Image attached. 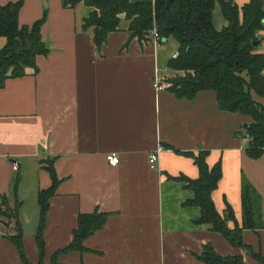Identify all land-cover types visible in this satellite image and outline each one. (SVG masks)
<instances>
[{"label":"crops","instance_id":"crops-1","mask_svg":"<svg viewBox=\"0 0 264 264\" xmlns=\"http://www.w3.org/2000/svg\"><path fill=\"white\" fill-rule=\"evenodd\" d=\"M248 1L234 0L240 7ZM90 10L83 1L69 6L63 0H23L19 8L20 24L47 12L41 34L49 50L36 55L37 68L0 86V207L16 211L0 212V264H50L73 241L78 216L95 210L108 213L105 224L84 238V250L60 253V264H201L207 243L222 255L242 254L243 264H263L196 221L201 210L187 203L194 191L185 178L199 170L182 153L205 148L210 166L221 160L212 193L218 211L230 203L241 224V186L249 181L264 221V152L257 158L246 152L243 123L252 117L221 109L213 89L177 96L167 80L178 73L168 68L177 41L130 37L124 15L99 48L93 29L82 26ZM213 20L218 28L227 24L218 2ZM257 35V50L264 52V25ZM4 41L0 36V48ZM253 96L264 105L263 96ZM112 151L117 165L106 158ZM52 162L60 181L45 216L42 258L35 238L38 192L52 185ZM18 228L25 260L10 238ZM242 232L264 255V226Z\"/></svg>","mask_w":264,"mask_h":264},{"label":"trees","instance_id":"trees-1","mask_svg":"<svg viewBox=\"0 0 264 264\" xmlns=\"http://www.w3.org/2000/svg\"><path fill=\"white\" fill-rule=\"evenodd\" d=\"M79 1L91 7L82 26L93 29L94 41L99 48L107 41L109 32L120 27L122 15L129 20L130 37L144 38L156 26L160 38H174L179 54L169 59L168 68L178 73L167 79L169 88L177 96L188 98L195 96L200 89H213L221 109L250 115L252 121L244 128L245 136L249 137L246 152L252 157H260L264 152V105L253 94L264 97V52L257 50L261 40L257 33L264 25V0H249L241 7L234 0H63V4L74 6ZM217 2L227 22L220 28L213 20ZM22 4L23 0L0 4V36L5 37L0 48V86L8 77L26 74L27 67L37 68L36 55L47 54L49 50L41 34L47 12L32 24H20L18 11ZM208 152L205 148L198 153L182 151L194 158L199 170L198 177L185 178L187 186L194 191L187 203L200 207L198 223H206L212 230L222 232L232 245L244 248L248 255L264 264L263 253L247 245L242 232L244 228L256 230L264 226L260 197L255 187L244 181L241 186L242 223L239 224L230 203L223 213L218 211L212 193L223 174L222 162L218 160L210 166L206 158ZM48 169L53 182L38 192L40 220L35 235L42 258L45 216L49 200L60 181L53 162ZM0 212L12 215L16 211L0 207ZM107 216V212L98 210L81 213L73 241L56 250L50 264H60L57 256L62 252L84 250V238L102 227ZM231 220L235 221L233 227L229 225ZM10 238L25 260L21 230L18 228ZM203 248L202 254L198 255L201 264L244 263L242 254H219L210 243Z\"/></svg>","mask_w":264,"mask_h":264},{"label":"built area","instance_id":"built-area-1","mask_svg":"<svg viewBox=\"0 0 264 264\" xmlns=\"http://www.w3.org/2000/svg\"><path fill=\"white\" fill-rule=\"evenodd\" d=\"M147 35H149L150 37H152L154 39H159L160 38V34H159L156 26H154ZM178 54L179 53L176 50L175 52H173V57H177ZM154 84H156L157 86H161L162 85L159 80H156ZM106 158L110 162L111 165L112 164L113 165H117L120 162L118 154L116 152H113V151H112V153H108L106 155ZM149 159H150V162H151V166H154V164H155V162L157 160V154L155 152L151 153L149 155ZM16 166H17V164H16Z\"/></svg>","mask_w":264,"mask_h":264},{"label":"water","instance_id":"water-1","mask_svg":"<svg viewBox=\"0 0 264 264\" xmlns=\"http://www.w3.org/2000/svg\"><path fill=\"white\" fill-rule=\"evenodd\" d=\"M255 44H256V42H255ZM247 124H248V122L246 121V122L243 123V126L246 128Z\"/></svg>","mask_w":264,"mask_h":264},{"label":"rangeland","instance_id":"rangeland-1","mask_svg":"<svg viewBox=\"0 0 264 264\" xmlns=\"http://www.w3.org/2000/svg\"><path fill=\"white\" fill-rule=\"evenodd\" d=\"M171 39H173V40L175 41V39H174V38H172V37H171Z\"/></svg>","mask_w":264,"mask_h":264}]
</instances>
